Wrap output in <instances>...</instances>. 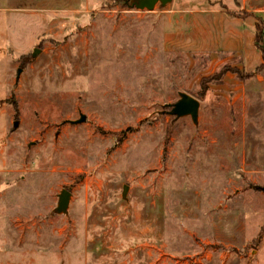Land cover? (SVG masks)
I'll return each mask as SVG.
<instances>
[{
  "label": "rangeland",
  "instance_id": "rangeland-1",
  "mask_svg": "<svg viewBox=\"0 0 264 264\" xmlns=\"http://www.w3.org/2000/svg\"><path fill=\"white\" fill-rule=\"evenodd\" d=\"M206 2L264 11L0 0V264H264V70L165 44Z\"/></svg>",
  "mask_w": 264,
  "mask_h": 264
},
{
  "label": "crops",
  "instance_id": "crops-1",
  "mask_svg": "<svg viewBox=\"0 0 264 264\" xmlns=\"http://www.w3.org/2000/svg\"><path fill=\"white\" fill-rule=\"evenodd\" d=\"M180 10L178 24L166 31L167 48L199 53L231 52L241 58L243 67L250 72L263 62L255 41L254 15L235 14L210 2L187 5ZM260 10L264 15L263 9Z\"/></svg>",
  "mask_w": 264,
  "mask_h": 264
},
{
  "label": "water",
  "instance_id": "water-1",
  "mask_svg": "<svg viewBox=\"0 0 264 264\" xmlns=\"http://www.w3.org/2000/svg\"><path fill=\"white\" fill-rule=\"evenodd\" d=\"M172 0H132L131 6L141 9L153 10L157 3L161 2L162 4H167ZM200 101L193 95L182 92L181 98H179L174 104L172 113L177 114L178 116L191 114L194 120H197L199 114ZM86 116H83L82 119H85ZM71 197V191L69 189H64L60 196V209H66L68 207Z\"/></svg>",
  "mask_w": 264,
  "mask_h": 264
},
{
  "label": "trees",
  "instance_id": "trees-1",
  "mask_svg": "<svg viewBox=\"0 0 264 264\" xmlns=\"http://www.w3.org/2000/svg\"><path fill=\"white\" fill-rule=\"evenodd\" d=\"M256 18H257V22L255 25V34H256L255 41H256L257 47L262 52L263 62L254 71H262V70H264V15L262 13H257ZM227 69L228 68H225L223 71H225ZM232 69L234 70L235 68H232ZM254 71H252V72H254ZM252 72H248V73H252Z\"/></svg>",
  "mask_w": 264,
  "mask_h": 264
}]
</instances>
